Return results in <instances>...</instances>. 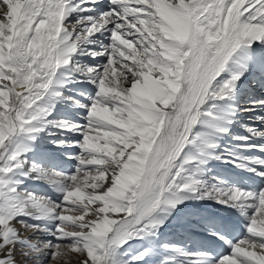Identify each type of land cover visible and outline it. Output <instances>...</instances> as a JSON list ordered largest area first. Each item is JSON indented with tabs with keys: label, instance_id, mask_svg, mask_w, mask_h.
<instances>
[{
	"label": "snow or ice",
	"instance_id": "1",
	"mask_svg": "<svg viewBox=\"0 0 264 264\" xmlns=\"http://www.w3.org/2000/svg\"><path fill=\"white\" fill-rule=\"evenodd\" d=\"M0 264H264V0H0Z\"/></svg>",
	"mask_w": 264,
	"mask_h": 264
},
{
	"label": "rangeland",
	"instance_id": "2",
	"mask_svg": "<svg viewBox=\"0 0 264 264\" xmlns=\"http://www.w3.org/2000/svg\"><path fill=\"white\" fill-rule=\"evenodd\" d=\"M33 187L40 188V187H42V186H40V185H33Z\"/></svg>",
	"mask_w": 264,
	"mask_h": 264
}]
</instances>
